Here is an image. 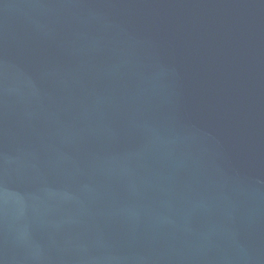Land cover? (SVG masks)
Masks as SVG:
<instances>
[{"label": "water", "instance_id": "water-1", "mask_svg": "<svg viewBox=\"0 0 264 264\" xmlns=\"http://www.w3.org/2000/svg\"><path fill=\"white\" fill-rule=\"evenodd\" d=\"M0 264H264V0H0Z\"/></svg>", "mask_w": 264, "mask_h": 264}]
</instances>
